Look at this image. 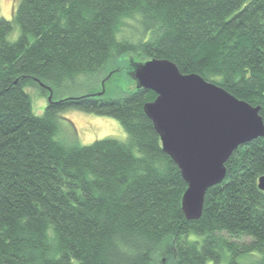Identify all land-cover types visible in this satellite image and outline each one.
Listing matches in <instances>:
<instances>
[{"label":"trees","instance_id":"obj_1","mask_svg":"<svg viewBox=\"0 0 264 264\" xmlns=\"http://www.w3.org/2000/svg\"><path fill=\"white\" fill-rule=\"evenodd\" d=\"M122 57L139 60L127 68L135 83L132 65L170 59L264 119V0H20L0 17V264H243L255 253L264 264V136L234 150L188 219L187 182L144 109L157 94L136 84L110 96L123 67L65 94ZM32 86L54 92L42 115ZM71 107L116 117L126 139L68 145L59 113Z\"/></svg>","mask_w":264,"mask_h":264},{"label":"water","instance_id":"obj_2","mask_svg":"<svg viewBox=\"0 0 264 264\" xmlns=\"http://www.w3.org/2000/svg\"><path fill=\"white\" fill-rule=\"evenodd\" d=\"M133 67L137 87L157 94L144 109L187 182L182 198L186 217L198 219L208 189L225 178L234 150L264 136L261 106L198 73H183L170 59L153 58ZM259 187L264 190V175Z\"/></svg>","mask_w":264,"mask_h":264},{"label":"rangeland","instance_id":"obj_3","mask_svg":"<svg viewBox=\"0 0 264 264\" xmlns=\"http://www.w3.org/2000/svg\"><path fill=\"white\" fill-rule=\"evenodd\" d=\"M19 1L20 0H0V17L12 19L14 10L18 6ZM126 27L129 29L130 34L131 27ZM127 29H125V33ZM131 30H134V28H131ZM19 33L20 30L17 27L15 31L10 34L9 38L15 40L19 36ZM131 61L139 62L136 58L122 57L111 61L107 68L98 75L80 76L74 80L68 81L66 83V96H77L93 88L99 89L101 84H105V78L110 75L111 71L120 67H123L122 71L116 72L113 78L107 83V91L108 94L113 97L124 95L137 84L127 72L128 63ZM40 89L41 88L38 86H32L29 88V92L32 95L34 112L42 115L49 102V98H47L46 95L42 96ZM53 93L54 92L49 90L47 95L52 96ZM62 96H64V93H62ZM110 136L118 139H126L127 137L125 128L114 116L74 107L67 108L59 113V138L65 140L68 145H87L93 143L97 139ZM254 255L255 256L242 255L239 257V261L243 264H260L261 255L259 253H255ZM207 264L228 263L227 261L215 263L213 260H208Z\"/></svg>","mask_w":264,"mask_h":264}]
</instances>
